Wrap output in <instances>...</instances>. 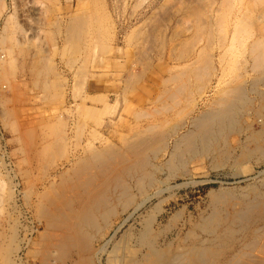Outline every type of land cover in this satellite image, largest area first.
<instances>
[{
    "label": "rangeland",
    "instance_id": "1",
    "mask_svg": "<svg viewBox=\"0 0 264 264\" xmlns=\"http://www.w3.org/2000/svg\"><path fill=\"white\" fill-rule=\"evenodd\" d=\"M0 2V38L7 29L6 41L0 42V57L14 61L15 67L0 76V264L55 260L43 245L45 230L39 224L38 208L48 191L67 178L77 158L89 154V149L102 150L109 144L122 147L133 133H142L157 122L162 131L168 132L171 126H180L186 120L187 125L176 135L181 136L190 129L191 119L209 112L216 92L229 82L234 86L244 81L240 84L249 105L240 115L242 126L246 128L249 122L251 130L261 129L255 117H264L258 97V93H264V83H258V72L251 71L250 47L259 37L264 44V0H99L98 6L92 5L93 0ZM83 15L90 16L92 24L79 30L76 37L71 36L68 27L80 23ZM10 16L12 23H7ZM200 27L204 28L202 32ZM204 54H209L215 72L210 71L209 79L201 80L202 88L192 74L195 62L188 66ZM181 83L184 91H178ZM169 93L175 97L171 99ZM165 103L169 105L166 109ZM193 103L194 110L184 113ZM84 105L93 113L87 114ZM134 113L140 117H134ZM248 135L243 130L230 134L225 142L219 140L204 147L196 143L193 154L174 159L175 166L170 169L169 155L160 154L152 162L160 168L153 175L158 185L149 190L160 191V195L117 233L111 231L95 244V250H105L100 264H132L129 260H134L133 252L137 251V259L145 255L144 250L138 251V235L144 217L154 214L153 208L158 205L161 211L156 213L152 228L154 233H161L167 227L157 238L163 250L177 238L183 242L204 217L212 215L221 197H231V205L242 204L251 197L253 188L263 189L264 158L252 155L243 161L239 157ZM132 191L136 193L135 188ZM196 235L206 238L197 230ZM76 261V254L71 253L57 264Z\"/></svg>",
    "mask_w": 264,
    "mask_h": 264
},
{
    "label": "bare ground",
    "instance_id": "2",
    "mask_svg": "<svg viewBox=\"0 0 264 264\" xmlns=\"http://www.w3.org/2000/svg\"><path fill=\"white\" fill-rule=\"evenodd\" d=\"M98 2L99 0H93L92 5L95 6L99 4ZM2 10L3 6L0 5V19ZM11 18V16L9 18L7 17V23H9L8 21H10ZM92 22L93 20L90 16L83 15V17L80 19V23L77 24V22H75L76 25H73V28L68 27L67 31L70 34L72 33L71 36L74 35V37H76V33L80 34L79 30H83V28L90 26ZM238 24L240 25L241 23ZM238 24L236 25L239 26ZM201 25L205 27L204 24ZM238 28L241 31V26ZM5 29L3 30V36L0 38V42H3V40L7 38L5 36L7 29L6 31ZM200 29H202L200 30L201 32L204 30V28L202 27H200ZM208 30L210 32L211 29L209 28ZM199 32L197 34H199ZM210 34L208 35V37H211ZM84 35L85 32L83 36ZM77 37L79 36L77 35ZM211 38L208 39H210L211 41ZM236 38L237 35L232 37V40H235ZM206 41L208 42V40ZM76 47H78L79 49V46L76 45ZM9 52L10 51H7L8 55H10ZM85 52H87V48ZM250 53V55H252L251 71L258 72L259 75H257L258 77L256 79L258 83H264V44L263 40L260 39V37L251 44ZM207 55L205 56L204 54L205 57H199L197 61L196 59H194L195 61L191 60L193 61L189 63L191 65L188 64V67H190L195 62V67L193 68L192 74L194 73L195 77L200 81H203L205 78V80H207L210 71L213 70V65L210 67L211 60L209 61V54ZM13 62L14 61L11 60L4 61V57H0V76H3V74L5 75L6 70H8V73H10L11 70L15 68L13 66ZM244 62L245 61H243V63ZM36 63L39 64V62ZM44 66L45 65H43V67ZM185 68L184 71L187 70ZM234 69L236 68L234 67ZM213 71L215 72V70ZM234 71L236 72V70ZM186 73L189 74L190 72ZM211 74L213 73L211 72ZM186 79L188 80L189 78ZM173 80L177 79L173 78ZM179 80L181 79H178L176 83L180 82ZM200 81L199 83L201 84L199 86L202 87V81ZM242 82L244 81H240V83ZM182 83L181 85H178L179 87L181 86L179 88L180 90L178 91L185 90L183 87L184 85L182 86ZM239 84L237 83V85L232 86L229 82L227 83V86H225L224 88L222 87L220 90H218L216 92V97L211 101L210 109L206 108L209 109V112L203 113L199 117L197 116L196 118L191 119L190 123H188L190 129H188L187 132L182 134L181 136L179 135L177 137L176 135L180 129L184 128L187 125L186 120L183 121L180 126L173 123L176 126H171L168 132L166 130L162 131L163 128L162 126H160L161 124H158L157 122L156 124H152L147 128H144L143 132L145 130V133H143L142 131V133H139V131L135 136L133 133V137H130L129 140L124 141L122 147H115V145L109 144L107 146H104L102 150L91 148L89 149V154L77 158L74 166L68 171V173H66L67 178L65 177L60 185H57L55 189L48 191L49 193L44 196L45 200L39 205L37 213L39 220H41L39 224H42L45 230L44 235L42 236L45 242L43 245H46L45 248L50 250L51 255H53L52 257L55 258V260H50V262L42 259L43 261H40V264H57L58 262H61L64 257L70 256L71 253H75L77 256V261L74 264H100L101 255L105 250L104 248L95 250V244H98L103 239H105L111 231L114 232L113 234L117 233V231L125 223H127V221L132 216H134V214L143 209L149 202H151L153 198L160 195V191H156L153 193L149 191L152 188H156V185H158V183L156 182L158 180L157 178H155V181L153 175L154 171H158V169L160 171V168L158 166H155V164H153L152 162H154V160H157L160 154H163L164 156L166 154L169 155L167 167L169 169L174 168V161L177 158L179 159L181 156L186 154H193L192 152L196 147V143L200 142V146L203 145L202 147H204L207 144H212V142H217L219 140H223V142H225L227 140V136H229L230 134H236L242 132L243 130H246L249 135L246 137V144L242 148L241 154L239 155L240 159L244 161L247 160V158L249 159L252 155H260L262 158H264V117L262 115L255 117L256 122L261 126V129L259 131L256 130L257 132L251 130L252 124L249 122H244L246 124V128L242 126L243 121H241L242 119L240 118V115L242 111L244 112L248 108L249 100L246 99L248 96L246 98L244 96L245 90L243 88V85ZM188 86L186 88L189 89ZM43 88L45 89L47 87ZM198 89L200 90V87ZM262 92L258 93V97L261 100V105L264 106V93ZM183 94L181 93L180 95H182L183 97ZM203 94L204 92L201 94L199 93V97L201 98ZM169 95L172 96L173 94L169 93ZM180 95L178 94V96ZM159 96L163 97L164 94L163 96ZM168 96H166L167 100H170V98L173 99V97H175V95L172 97L169 96L170 98ZM186 98L188 97L186 96ZM174 100V102H177L175 98ZM170 102L174 104L171 100ZM195 104L196 103H193L194 106L192 105L190 109L186 107L188 110H186L184 113L193 111ZM84 107L86 111L88 110L87 114L93 113L92 109H88V107H86L85 105ZM168 107L169 105L166 106L165 103V106L163 108L166 109ZM163 108H161V111L164 110ZM184 109L182 110L184 111ZM137 114L138 113H134V117L137 118ZM138 116L140 117L139 114ZM177 119H179V117ZM170 143H172V148L170 147ZM58 144L60 145V143ZM57 148H59V146ZM206 148L209 149L208 146ZM56 151L58 153V150ZM46 152L51 151L47 150ZM24 160L22 162H24ZM167 164L165 163V165ZM157 171L155 172L157 173ZM52 185L50 186V189ZM133 188H135L136 193L132 191ZM261 188L263 189L260 190L258 188H253L249 193L251 197L249 196L250 198H248V194V200H243L242 204L233 203L231 205V203L233 202V199L231 197H221L216 202L220 205L214 209L212 215L206 218L204 217V219L200 221V224L196 226V228H193L192 231H189V233L187 232L188 236L185 240H182L183 242H181L180 240L178 241L177 238L175 241H172V243H169V245H166L163 250L159 249L157 238L160 234H162V232L164 233L165 231H167V227L164 228L161 233L153 232L152 227L155 222V215L156 213H160L161 211L159 205L157 207H154V214L150 212V214L148 213L144 217V224L143 227H141L142 231L139 233L137 239L139 241L137 245L138 251L144 250L143 254L145 255H143L141 259H137L135 258L137 251H135L133 252L134 260L130 261L128 259L129 262L132 264H264V184H262ZM26 194L28 196V193ZM122 216H124L125 218L121 219ZM39 224L38 226H40ZM117 224L118 226L116 227ZM196 230L199 231L201 235L205 234L204 236H206V238L198 237L196 235ZM175 244L176 248L174 247ZM6 253L7 250H5L4 254L6 255Z\"/></svg>",
    "mask_w": 264,
    "mask_h": 264
}]
</instances>
